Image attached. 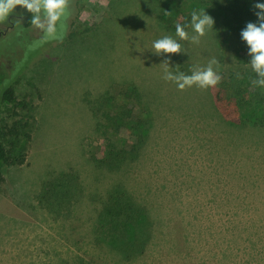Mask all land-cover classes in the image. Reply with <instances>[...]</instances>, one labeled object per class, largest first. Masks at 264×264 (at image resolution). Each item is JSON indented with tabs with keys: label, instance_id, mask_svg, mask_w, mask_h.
<instances>
[{
	"label": "rangeland",
	"instance_id": "374dc122",
	"mask_svg": "<svg viewBox=\"0 0 264 264\" xmlns=\"http://www.w3.org/2000/svg\"><path fill=\"white\" fill-rule=\"evenodd\" d=\"M224 3L70 0L53 37L25 26L19 6L0 25L2 86L12 85L35 115L31 138L18 147L25 163L7 166L0 183V264H264V125L229 124L216 109V87L181 91L165 81L169 55L152 49L171 36L185 51L170 55L173 74L183 64L191 75L215 58L219 75L236 71L264 96L225 23ZM193 11L214 19L198 44L175 34L182 12ZM187 32L195 35L191 27ZM128 84L138 88L152 120L139 157L111 169L96 159L131 145L129 122L113 129L92 107L116 95L105 109L117 115L116 103L128 102L118 88ZM30 113L0 96L6 124ZM66 170L80 176L82 191L57 214L38 195L46 179ZM116 186L147 207L153 225L146 252L131 260L95 231L98 210Z\"/></svg>",
	"mask_w": 264,
	"mask_h": 264
},
{
	"label": "trees",
	"instance_id": "16d2710c",
	"mask_svg": "<svg viewBox=\"0 0 264 264\" xmlns=\"http://www.w3.org/2000/svg\"><path fill=\"white\" fill-rule=\"evenodd\" d=\"M223 14L225 23L231 26L237 33L240 42L241 60L245 65L250 64L248 46L242 40L241 32L247 23H257L258 18L254 8L256 3H264V0H224ZM22 22L25 26H31V14L22 9ZM191 13L182 12L180 24L187 31L190 27ZM54 40V39H52ZM51 40V41H52ZM50 41V42H51ZM190 68L183 64L177 66L175 73H189ZM237 74L240 78H237ZM221 82L216 86L215 105L220 115L232 125L247 124L264 125V96L257 90H250L244 85L240 73L236 71L220 74ZM6 73L0 64V96L1 99L27 109L33 110L25 100H18L14 87L4 88L2 85ZM118 95L127 99V103H116L119 110L115 112L106 110L111 100L116 95L108 93L100 98L94 105L93 112L101 115L111 128L119 129L122 122H129V131L132 143L129 147H112L103 157L96 159L100 165L111 169L120 167L127 161L136 160L147 141L144 129L150 124L152 118L148 107L144 105L141 93L134 84H128L118 88ZM139 110V111H138ZM137 111V112H135ZM35 121V115L30 113L27 117L21 116L12 124H6L0 117V183L4 180V171L9 165H22L26 161V155H18V147L23 138L30 139L28 129ZM80 176L73 170H66L50 176L43 182L38 195L39 203L60 214L82 191ZM97 213V237L110 242L124 259L131 260L146 252L149 242L153 237V225L145 205L137 202L135 198L123 187L116 186L107 195L106 200ZM64 264H85L84 262Z\"/></svg>",
	"mask_w": 264,
	"mask_h": 264
},
{
	"label": "clouds",
	"instance_id": "9594fccd",
	"mask_svg": "<svg viewBox=\"0 0 264 264\" xmlns=\"http://www.w3.org/2000/svg\"><path fill=\"white\" fill-rule=\"evenodd\" d=\"M18 6L31 14L30 23L35 29L41 30L47 37H53L57 33V25L69 10L70 0H0V25L9 19ZM254 8L258 10L255 12L258 21L247 23L246 28L241 32V37L248 46V54L251 57L249 63L257 77L252 84L254 87L264 88V3H256ZM213 25L214 19L206 12L193 11L190 27L195 35L189 37L185 27L180 23L175 25V34L180 41L190 39L191 43L198 44L200 38L205 36L208 30L213 29ZM152 49L158 56L169 55V59H165L162 63L164 65L162 78L165 81L174 82L181 91L193 86L201 90L215 88L222 80L213 68V65L218 64L215 58L210 60L206 68H197L192 71L191 75L182 72L173 74L169 71L170 55L185 52L181 43L171 36L155 40ZM237 78H240L239 74Z\"/></svg>",
	"mask_w": 264,
	"mask_h": 264
},
{
	"label": "flooded vegetation",
	"instance_id": "af4514ba",
	"mask_svg": "<svg viewBox=\"0 0 264 264\" xmlns=\"http://www.w3.org/2000/svg\"><path fill=\"white\" fill-rule=\"evenodd\" d=\"M20 17V16H19Z\"/></svg>",
	"mask_w": 264,
	"mask_h": 264
}]
</instances>
